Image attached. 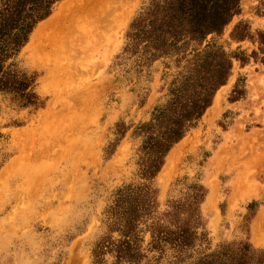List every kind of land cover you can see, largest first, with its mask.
<instances>
[{
    "label": "rangeland",
    "instance_id": "rangeland-1",
    "mask_svg": "<svg viewBox=\"0 0 264 264\" xmlns=\"http://www.w3.org/2000/svg\"><path fill=\"white\" fill-rule=\"evenodd\" d=\"M147 1L98 0L81 16L84 25L56 32L39 49L27 48L32 32L9 61L34 79L38 104L21 106L17 95L0 90V264H96L97 245L121 238L107 210L127 185L153 191L135 234L141 264H189L226 245H247L249 264H264L263 62L232 58L217 109L209 112L216 92L154 177L140 166L142 127L166 104L186 59L213 44L229 54L257 50L263 0H240L241 12L223 32L192 44L180 62L173 53L150 60L126 50L131 23ZM243 21L252 38L234 39ZM191 212L199 238L175 263L170 244L153 247L152 227L180 224ZM101 261L134 264L116 262L112 247Z\"/></svg>",
    "mask_w": 264,
    "mask_h": 264
},
{
    "label": "trees",
    "instance_id": "trees-1",
    "mask_svg": "<svg viewBox=\"0 0 264 264\" xmlns=\"http://www.w3.org/2000/svg\"><path fill=\"white\" fill-rule=\"evenodd\" d=\"M59 1L0 0V90L17 95L21 106L38 104V96L32 91L34 79L12 69L8 63L29 41L37 23L51 15ZM240 12V0H148L131 23L126 50L145 53L150 60L173 53L180 62L192 44L201 45L210 34H220ZM232 36L237 40L252 38L247 21L239 22ZM256 41L258 49L251 54L241 50L229 54L213 44L186 59L166 104L157 108L150 122L142 127L146 134L142 147L145 155L140 162L143 175L154 177L158 173L171 147L211 106L215 93L231 74L232 58L243 64L251 58L264 63V30L257 32ZM152 193L148 186L127 185L118 190L107 211L121 238L107 237L97 245L96 264L102 262V255L110 247L116 253V262L141 264L145 255L136 245L135 234L138 222L154 203ZM197 195L198 199L204 196L203 192ZM193 215L191 212L180 224L172 222L173 227L156 224L152 227L153 247L163 249L170 244L175 263L186 260L188 255L183 252L194 247L199 238L195 227L200 222ZM252 257L247 245L237 248L226 245L198 256L189 264H249Z\"/></svg>",
    "mask_w": 264,
    "mask_h": 264
},
{
    "label": "bare ground",
    "instance_id": "bare-ground-1",
    "mask_svg": "<svg viewBox=\"0 0 264 264\" xmlns=\"http://www.w3.org/2000/svg\"><path fill=\"white\" fill-rule=\"evenodd\" d=\"M97 1L98 0H63L61 1L59 6L56 8V10L45 20L41 21L38 24V26L35 28V30L33 31L31 35L27 48L29 49L30 48L32 49L43 48L45 44L49 42V40L51 39V36L55 34L56 32H59L60 30L67 28L69 26L70 28L75 27V26L79 28L78 24L84 25L83 22L81 23V18L83 17L82 15L84 14V12H86V9L89 8L90 4L95 5V2ZM220 98H221V93L219 90L215 96L214 103L210 107L211 110L209 108L210 111L207 110V112L208 111L211 112L217 109V107L219 106ZM254 235H255L254 237L255 241H261L263 239L261 232L259 233L258 231L255 230Z\"/></svg>",
    "mask_w": 264,
    "mask_h": 264
}]
</instances>
